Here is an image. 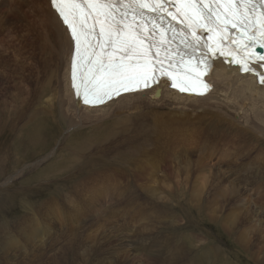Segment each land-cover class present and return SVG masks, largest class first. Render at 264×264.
Masks as SVG:
<instances>
[{
	"label": "bare ground",
	"instance_id": "obj_1",
	"mask_svg": "<svg viewBox=\"0 0 264 264\" xmlns=\"http://www.w3.org/2000/svg\"><path fill=\"white\" fill-rule=\"evenodd\" d=\"M9 1L10 0L0 1V8L2 7V9H0V107L4 110H9L10 107H13L16 111L18 106L17 104L13 105V102L19 99L21 100L22 97L31 98L40 85H42L45 95H50L48 105H40L32 112L30 110L22 119V123L24 124L19 130L26 128L29 123L36 121L39 117H53L54 114L56 115V105L65 112L63 113V117L70 119L71 123L73 121V124H76V126H91L94 132L97 131L101 133L105 126V120L114 117L117 119L124 118L125 115L128 116L129 122L133 127L131 131H129V134H126L124 139L118 142L117 145L120 144L122 150L116 153L121 155L119 159H116L114 164L96 166L91 169L85 168L71 177V180H67L64 183L53 181V184H49L50 186L43 183H41L42 185L39 184L42 193L50 192L53 193V197L56 196L58 198L55 206L53 202L47 204L44 201L42 205L37 207L35 202L29 201L35 193L40 192L38 191V186L33 190L22 193L23 201L21 204L27 205V207L25 206L27 209V211H25V219L31 221L32 218L30 214L37 212L35 210H39L44 213L48 219H56L67 224L68 221L77 218H85L83 220L85 221L89 218L87 216L91 214V212L95 213V211H97V213H100V216L102 215L103 219H99L101 221H98L96 224L104 228L107 218L110 220L116 217V215L123 214L128 216L130 212H132L130 215L133 213V215H135L137 209H141L145 213L147 210L142 207V203L140 205L137 203V201L141 199H143V201L147 199L149 204L147 203L148 205H146L152 210L155 207H166L163 213L168 212L171 205H162L158 202L163 199L157 195L159 185L156 184L157 180H155L157 177L156 174L158 175V173H161V169L167 167L162 172L164 174H162L163 179L161 183L164 184L167 180L171 181V185L167 186L169 194L174 195L179 191V173L185 176L184 179L186 182L193 179V183L191 184L193 186L192 194L194 198H196L195 202L197 204L194 206L196 209H200V211L203 207L208 209V214L205 216L211 217L213 216L212 214L217 213V208L212 204L215 199L222 200L220 202L221 210L227 209L230 206L241 209V221H239L238 218L237 220L239 223L243 222L248 225H244L242 229L240 228L238 230V227H236V220H233L230 228L233 229L232 232L237 236L236 240L240 244L245 247H248L250 244L252 245L249 235L250 232L252 233L256 230L258 224L256 220L260 219L259 212L252 207L256 205V203L264 201V194L263 191H261L255 202L249 199L244 200L241 199V192L237 186H240L239 183L241 182L242 184L245 183L246 186L259 184L262 180L261 178L264 177V86H259L252 76H242L237 69L226 68L222 64H218L216 71L212 75L215 89L206 97L196 98L193 96H185L171 91L167 89V86H164L163 98L157 95L156 90H152L144 93L122 96L102 107H84L81 105L80 101L78 102V100L74 99V94L70 87L71 58L67 52L68 34L67 31H65L62 39L56 27H54L53 18L56 17V14L52 10L50 0H45L44 4L40 7L37 5V2L40 0H21L19 8L20 16L15 15L13 19L8 20L6 16L7 11L4 10L3 7ZM57 23H60L58 18ZM48 73L51 74V76L49 75L50 79L47 80L48 82H44L43 78ZM11 91L15 93L11 94ZM11 99H15L16 101ZM1 108L0 110H2ZM227 121H229V126L226 124ZM121 122L122 121L118 123ZM40 123L41 121L39 120L37 124ZM222 125L227 128L228 131L232 132L230 140L225 138L224 135L219 136L221 133L220 126ZM209 128L215 133L211 132ZM40 132L41 130L37 128L29 132L32 141L34 138V143L38 146L43 145ZM41 136L43 135L41 134ZM237 139H244L246 142L241 143ZM19 143L23 142L19 141ZM155 148L166 154L162 160H158L159 162L154 168H151L153 167L151 165L153 162L143 164L140 158L153 154V149ZM175 150L176 152L177 150H182V152L185 150L186 153H184L186 155L191 153V151L206 152L204 154L209 156L211 155L207 152L213 154L222 153L223 159L229 166L231 165L232 159L235 157L237 160L240 158H244L245 160L237 164L235 168L232 167L233 179H230L227 177L225 171L219 166L211 163L209 157L200 156L197 160L200 161L202 165L200 171H195V173H197V179H195L191 176V172L187 168H183L185 169L183 172H173L169 160V157L173 156L169 153ZM176 155L173 157L174 163L176 159L181 158ZM135 160H137L135 162L136 166L135 163H131ZM99 165L102 164L99 163ZM110 166L112 167V172L104 174V171ZM178 168L181 169V166ZM205 171L212 172L214 175L218 174L212 180L206 179V186L208 190L210 189L211 191L208 193H204L202 181H197L199 177L203 176V172ZM127 173L132 174L130 179L125 178L127 177ZM115 175H117L118 179ZM33 177L35 178L36 176ZM120 178H122V180H120ZM102 179L104 180L103 182ZM97 181H99V184ZM225 181L229 183V186L221 188ZM40 182L41 181H39V183ZM200 193L204 194L199 197ZM105 197L106 201L108 200L109 202V205H106L107 209L103 207V200ZM210 198L214 200L211 201ZM5 199H3L1 203H7L11 197H9L8 201ZM129 199L132 200V204L129 208L134 206V210L130 209L124 212L121 210V206L123 203L130 204ZM199 201L202 204L199 203ZM114 202H116V204H114ZM101 204L105 213L102 209L97 210L96 208L97 205ZM59 210H61V214L58 213ZM63 210H69L71 214L67 215ZM168 216L169 215L165 214L163 217ZM174 218L181 220V215L177 214L174 217L169 216V219ZM262 218H264V216ZM4 220H6V217L1 215L0 222ZM146 220L145 217L143 218L141 216L139 220L132 222L134 225L139 223V226L136 234L131 235L130 238L128 234L131 232L130 229L127 228L129 227L130 220H128L127 227L114 232L112 241L114 243H119L121 242L119 236L124 235V242L126 240L133 244L140 242L139 244L142 245L144 241H141V237H138V231L144 232L146 230V232H151L156 231L157 228H162L165 232L164 229H170L162 225H157L154 219H152L151 222ZM95 221L96 219L94 218V222ZM39 222L40 221L35 223L36 228ZM52 222L54 223L56 221ZM145 223L147 225H145ZM165 223H167V220L164 224ZM40 224L41 226L43 225L42 222H40ZM7 226L8 224L5 223L3 226H0V234ZM171 226H173V224H171ZM61 227L63 228L65 226L62 225ZM41 230L44 231L46 229L44 228V230ZM34 232L36 233L34 236L35 240L42 237V233H40L39 230H35ZM189 234L190 236L187 234L185 238L193 243L194 247H192H197L195 244L198 242V248H200L202 246L200 244L201 238L197 236L196 233ZM258 238H262L261 242H264V226L260 225L258 229ZM180 241L182 240L180 239ZM173 242L176 243V239H174ZM4 244H6V247H3V249L7 251V240L0 237V246ZM152 246H157V244L154 243ZM125 247L128 257L126 264H138V262L142 260L139 259L140 255L137 254V257L132 256L133 254L131 255L129 252L130 246L126 244ZM158 248L159 251L157 254L147 253L141 257L146 256L154 262H169L170 264L172 261L171 258H173L171 257L172 252L175 249L173 247L170 248L167 244L165 245V249H162L160 246ZM215 250V247H213V250L211 248L213 256H215ZM217 251L216 257L218 259L220 251L219 249ZM187 252L190 254L189 251ZM136 260L138 262H136ZM195 261L198 260L194 259L193 262Z\"/></svg>",
	"mask_w": 264,
	"mask_h": 264
},
{
	"label": "rangeland",
	"instance_id": "obj_2",
	"mask_svg": "<svg viewBox=\"0 0 264 264\" xmlns=\"http://www.w3.org/2000/svg\"><path fill=\"white\" fill-rule=\"evenodd\" d=\"M44 1L45 0H40L37 2V5L39 7L42 6ZM20 2L21 0H10L3 7V9L7 11L6 16L8 17V20L13 19L15 15L20 16ZM8 3L11 4L9 5ZM0 9H2V7ZM49 75L51 76L50 73L45 75L43 78L44 82H48L47 80L50 79ZM43 91L42 85H40L31 98L22 97L21 100L19 99L18 101L11 99L16 101L13 102V105L17 104L18 106H16V111L13 107H10L12 109L9 108L10 111L6 109L4 110L0 107L2 109L0 110V214L6 217V220L0 222L2 223L0 226H3L4 223L8 224L0 234V237L6 239L8 243L7 251L3 249V247H6V244L0 246V264H126L128 261L126 253L127 249L125 247L126 244L130 246L129 252L131 255L133 254L132 256L137 257V254L140 255L139 259H142V262L136 260L138 264H169V262H154L146 256L141 257L147 253L157 254L159 251L158 247L160 246L162 249H165L166 244L169 245L170 248L173 247L175 249L172 252L171 257L173 258H171L172 261L170 264H199V262L200 264H264V242H261L262 238H258V229L260 225L264 226V218H262L264 216V201L256 203V205L252 207L259 212L260 219L256 220L258 222L256 228L257 231L254 230L255 232H250L249 235L252 245L250 244L248 247H245L236 240L237 236L233 234V229L230 228L233 220H236V227H238V230L240 228L242 229L244 225H248L243 222L239 223L237 220L238 218L239 221H241V209L230 206L227 209L221 210L220 202L222 200L215 199V201H213L214 199L210 198V200L213 201V206L217 208L218 211L216 214H212L213 216L211 217L205 216L208 214V209L203 207L200 211V209H196L195 207L197 205L195 202L196 198H194L192 194L193 186L191 185L193 179L186 182L184 179L185 176H182V174L179 173L180 185H178V190L181 192L178 191L174 195L169 194L167 186L171 185V181L167 180L164 184L161 183L163 179L162 174H164L162 172L167 167L161 169V173H158V175L156 174L157 177L155 180H157L156 184L159 185L157 195L163 199L158 202L162 205H171L168 212L163 213L166 207H155L152 210L150 207H147L149 201H147V199L144 201L141 199L139 200L140 203L139 201H137V203L139 205L142 203V207L147 210L145 213L141 209H137L135 215H133L134 213L130 215L132 213L130 212L128 216L123 214L116 215V217L110 220L107 218L104 228L101 225L96 224L103 219L102 215L100 216V213H97V211H95V213L91 212V214L87 216L89 218L85 221H83L85 218H77L68 221V223L65 224L56 219H48L44 213L35 210L37 212L30 214L32 220L27 221L25 219L27 205L21 204L23 201L22 193H26L28 190H33L37 186L38 191L41 192V188H39V184L41 183L48 185L53 184V181L64 183L67 180H71V177L85 168L91 169L96 166L114 164L116 159H119V156L121 155L116 153L122 150L120 144L117 145L118 142L121 139H124L126 134L128 135L129 131L133 128L129 122L128 116L125 115L124 118H119L120 120L115 117L105 120V126L101 133L97 131L94 132L91 126H76V124H73V121L71 123L70 119L63 117V113L65 112L56 105L57 110L56 115L54 114L53 116L54 118L48 116L39 117L36 121L29 123L26 128L19 130L24 124L22 123V119L30 112V110L32 112L40 105H48L50 95H45V91ZM10 93L14 94L15 92L11 91ZM39 120L41 123L37 124ZM120 121L122 122L118 123ZM228 123L229 121L226 123L227 126H229ZM34 128L41 130L40 137L43 141H40L43 143L42 146L36 145L34 143V138L32 141V137L29 135V132ZM220 129L221 133L219 136L224 135L225 138L230 140L232 132L228 131L223 125L220 126ZM209 130L215 133L211 128H209ZM41 134L43 136H41ZM237 140L241 143L246 142L244 139ZM19 141H22L23 143H19ZM157 150V148L153 149V154L148 155L150 157L142 156L140 158L142 163L148 164L153 162L151 164L153 167L151 168H154L166 154ZM183 151L186 153L185 150ZM184 152H182V150H177L176 152L175 150L174 152L169 153L173 157L176 154H178L176 156L181 157L179 158L180 160L176 159L175 163L173 162V157H169L173 172H183L185 170L183 168H187L191 172V176L195 179H197V173H195V171H200L202 165V163L197 160L200 156L209 157L211 163L219 166L225 171L227 177L230 179H233L232 167L235 168L237 164H240L245 160L244 158L237 160L235 157L232 159L231 165L229 166L223 159L222 153L213 154L207 152L211 155L209 156L204 154L206 152L203 153L201 151H191V153H188L187 155ZM136 161L137 160L131 163L134 164ZM99 163L102 165H99ZM179 166H181V169L178 168ZM110 172H112L111 166L104 171V174H109ZM217 175L205 171L203 172V176L199 177L197 181H202L205 191L204 193L211 192L206 186L207 180H212ZM33 176L36 177L34 178ZM126 176L127 177L125 178L130 179L132 174L127 173ZM115 177L118 179L117 175H115ZM261 179L259 184L248 186H246L245 183H239L240 186H237V188L241 192V199H249L250 201L255 202L261 191H263L264 194V177ZM120 180H122V178H120ZM39 181L41 182L39 183ZM103 181L104 180L102 179V182ZM97 182L99 184V181ZM225 186H229V183L226 181L221 188H225ZM40 192L35 193L29 201L35 202L37 207L42 205L44 201L47 204L53 202V205L55 206L58 198L56 196L53 197V193ZM204 193H200L199 197ZM9 197H11L10 200ZM3 199L9 201L7 203H1ZM129 200L130 204L123 203L121 206L122 211L125 212L130 209L134 210V206L129 208L132 204V200ZM103 202V207L107 209L106 205L108 206L109 202L108 200L106 201V197ZM199 203L201 202L199 201ZM114 204H116V202H114ZM101 207L102 204L96 206L97 210H103V207ZM63 212L67 215L71 214L69 213V210H63ZM58 213L61 214V210H59ZM176 213L181 215V220L175 218L169 219V216L174 217L177 215ZM165 214L169 216L163 217ZM141 216L143 218L145 217L148 222H151V220L154 219L157 222V225H162L170 229H164L165 232L162 228H157L158 231L151 232H146V230L144 232L138 231V237H141L140 240L144 241L142 245L139 244L140 242L137 243L138 245L130 243L127 240L124 242V235H120L121 237L119 236L121 242L114 243L112 241L114 232L127 227L128 220H130V222L129 227L127 228L130 229L131 232L128 234L129 238L131 235L136 234L139 223L134 225L132 222L139 220ZM94 218L96 219L95 222ZM166 220L167 223L164 224ZM38 221L42 222L43 225L41 226L39 222L36 228L35 223ZM52 221L56 222L53 223ZM171 224H173V226H171ZM62 225L65 227L62 228ZM145 225L147 224L145 223ZM44 228L46 230H44ZM35 230H39V232L42 233V237L37 240H35L34 237L36 235L34 232ZM189 233H196L197 236L201 238L200 244L202 246L200 248H198V242L195 244L197 247L193 248V243L185 238L187 234L190 236ZM174 239H176V243L173 242ZM180 239L182 241H180ZM154 243H156L157 246H152ZM213 247L216 249L214 251L215 256L212 255L211 251V248L213 250ZM218 249L220 251V256L217 259L216 254L218 253ZM187 251H189L190 254H188ZM145 258L148 261H146ZM194 259H197L198 261L193 262Z\"/></svg>",
	"mask_w": 264,
	"mask_h": 264
},
{
	"label": "snow or ice",
	"instance_id": "obj_3",
	"mask_svg": "<svg viewBox=\"0 0 264 264\" xmlns=\"http://www.w3.org/2000/svg\"><path fill=\"white\" fill-rule=\"evenodd\" d=\"M56 13L54 27L63 39L67 31V52L71 58L72 87L78 102L98 106L122 93L141 92L157 86L163 98L164 85L180 92L203 95L210 85L202 80L213 50L202 43L198 30L219 36L235 30L229 49L232 62L245 72L257 74L264 84V73L253 63L264 62V0H50ZM174 10V11H173ZM173 20L182 17L180 43L193 53L206 51L195 66L179 49L171 48L177 39ZM57 18L60 23H57ZM166 22V23H165ZM63 27H62V26ZM171 31L167 46L164 34ZM147 42V43H146ZM161 50L163 56H161ZM172 53L176 57L172 58ZM238 54V55H237ZM220 55H225L220 50ZM264 67V65H261Z\"/></svg>",
	"mask_w": 264,
	"mask_h": 264
}]
</instances>
